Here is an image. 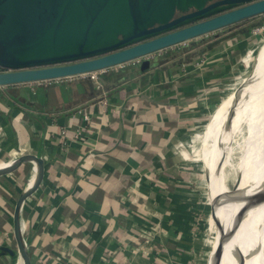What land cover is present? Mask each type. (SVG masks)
Returning a JSON list of instances; mask_svg holds the SVG:
<instances>
[{"label": "crops", "instance_id": "1", "mask_svg": "<svg viewBox=\"0 0 264 264\" xmlns=\"http://www.w3.org/2000/svg\"><path fill=\"white\" fill-rule=\"evenodd\" d=\"M209 41L106 68L99 89L85 75L0 86V166L26 153L44 161L20 209L31 264H179L200 177L187 146L197 140L213 165L200 123L229 59ZM35 172L26 162L0 176V246L16 251L13 208ZM202 187L216 239L223 214L206 173ZM0 264L23 262L0 252Z\"/></svg>", "mask_w": 264, "mask_h": 264}, {"label": "water", "instance_id": "2", "mask_svg": "<svg viewBox=\"0 0 264 264\" xmlns=\"http://www.w3.org/2000/svg\"><path fill=\"white\" fill-rule=\"evenodd\" d=\"M207 2L0 0V68L3 69L0 86L111 68L193 38L205 36L200 42L212 40L223 34L224 28L264 14V0ZM141 64L147 68L149 60L144 59ZM26 162L35 164L37 173L32 184L20 193L13 208L16 251L0 246V252L18 255L23 264H31L21 232L20 209L42 181L43 158L31 153L22 154L4 163L0 167V176ZM263 202L264 189L258 192L252 206ZM214 218L215 225L219 226L220 221ZM225 235L222 229L218 239L212 237L206 264H222ZM234 251L236 264H245L251 255V251L245 254L240 249Z\"/></svg>", "mask_w": 264, "mask_h": 264}, {"label": "rangeland", "instance_id": "3", "mask_svg": "<svg viewBox=\"0 0 264 264\" xmlns=\"http://www.w3.org/2000/svg\"><path fill=\"white\" fill-rule=\"evenodd\" d=\"M256 23L262 24L257 26ZM250 25H253V27L249 28L247 31L241 32L240 29ZM222 31H224L223 34L212 40V43H214L212 45L217 46L221 44L219 46L221 47L222 53H228L229 59L226 58V62L222 61L221 70L217 71L216 76L218 78L216 86L213 87H215L214 91L218 96L214 104L210 106L211 110L209 115H206L205 119L200 123L202 124L200 129L202 130L205 124L206 127H209L208 130L207 128H205V130L203 129L202 134L205 133V131L210 132L208 142L211 147H213V154L211 155V162L213 165L211 169L216 173L224 191L229 193L233 209H237L247 201L248 196L247 193L246 198H242V192L243 190L248 191L252 121L254 120L256 126L259 119L262 98H264V93H260L261 79L253 86L251 90L252 98L248 108L235 124L232 131L233 134L230 135L231 137L227 142L225 141L229 135L226 133L228 124L226 121L227 119L229 121L228 111L231 109L236 110L243 101V94H239L243 82L250 78V75L254 73L256 68L257 70L263 68L264 14L252 17L247 23L235 24L228 28H224ZM214 33H217V31ZM203 37L205 36L187 40L182 42V44L179 43V49H181V47H196ZM229 46H231V48H229ZM258 58L261 59L256 64ZM212 61L217 63L218 59H212ZM2 70L3 69L0 68V71ZM233 93L235 95L237 94V96L227 107V100ZM220 102L221 104L217 107ZM213 109L215 110L212 112ZM220 143L221 147H226L228 149L224 148V151L221 150ZM192 147L194 149L196 148L197 151L194 159L198 165L200 177L196 188V195L193 196V202L190 204L191 213L188 217H185L188 221L184 227H181L187 239H185V244L182 245L183 250L180 254L179 264H206L204 261L205 259L207 261V255L211 247L213 227L211 219L209 220L208 191L206 187H202L206 173L203 161H201L199 157V151L202 145L197 142V140L193 139L191 145L187 146L189 149L187 151H191ZM240 180H242V182H240ZM237 181L243 184V188H238L237 190ZM210 186L214 191L211 181ZM246 224L247 216L245 214L237 225L236 232L239 242L243 244L249 252L246 242ZM224 245L225 249L222 255V264H236L237 261L229 241L226 240ZM250 264H253L251 259Z\"/></svg>", "mask_w": 264, "mask_h": 264}, {"label": "bare ground", "instance_id": "4", "mask_svg": "<svg viewBox=\"0 0 264 264\" xmlns=\"http://www.w3.org/2000/svg\"><path fill=\"white\" fill-rule=\"evenodd\" d=\"M261 58H258L256 64ZM260 79V93H264V64L261 70H257L256 68L254 73L250 75V78L246 79L241 85L242 88H240L239 94H243V101L241 105L236 108V110L231 109L228 111L229 121L226 127V133L229 137L225 142H227L231 137L230 135L233 134L232 131L235 124L248 108L252 98L251 90L255 83ZM236 96L237 94L235 95L233 93L229 97L227 100V107ZM34 166L36 169V175L37 167L35 164ZM203 166L205 168L206 175L210 179L214 191L216 192L213 201V214H217L219 212L223 214L220 230L222 231L223 229L226 234L225 242L226 240L229 241L232 252L235 249H240L244 254L248 252L245 246L239 242L236 232L237 225L246 214V242L249 252L251 251V255L250 258L248 257V259H246L245 264H250V259L253 264H264V202L257 206H252L258 192L264 189V98H262V105L257 125L255 126L254 120L252 121L248 191L243 190L242 192V198H246L248 193L247 201H245L239 208L233 209L230 195L227 191H224L216 173L211 169L207 155L203 157ZM34 177L28 182L26 188L32 184ZM240 182H242V180H240ZM240 182L237 181V190L238 188H243V184ZM219 234L220 232L217 234L216 239H218ZM224 249L225 245L223 247V251Z\"/></svg>", "mask_w": 264, "mask_h": 264}, {"label": "built area", "instance_id": "5", "mask_svg": "<svg viewBox=\"0 0 264 264\" xmlns=\"http://www.w3.org/2000/svg\"><path fill=\"white\" fill-rule=\"evenodd\" d=\"M141 59L143 58H137V59H134V61H141ZM133 61V60H132ZM121 65V64H120ZM118 66V65H117ZM115 67V66H114ZM105 69H100V70H96V71H91V72H88V73H84V74H79V75H85V76H88L89 79L93 80L97 85V88L99 89L100 88V85L98 84V76L99 74L104 71ZM69 77V76H68ZM58 79H61V78H55V79H49V80H58ZM42 81H47V80H42ZM85 119H87V117L85 116ZM32 170H33V167H32Z\"/></svg>", "mask_w": 264, "mask_h": 264}, {"label": "trees", "instance_id": "6", "mask_svg": "<svg viewBox=\"0 0 264 264\" xmlns=\"http://www.w3.org/2000/svg\"><path fill=\"white\" fill-rule=\"evenodd\" d=\"M251 18H249V19H245V20H243V21H240L239 23H237V24H244V23H247L249 20H250ZM257 24V26H260L262 23H256ZM251 27H253V25H250V26H248V27H246V28H242V29H240L241 30V32H243V31H247V30H249V28H251ZM210 41H212V40H210ZM209 41V42H210ZM206 42H208V41H206Z\"/></svg>", "mask_w": 264, "mask_h": 264}, {"label": "flooded vegetation", "instance_id": "7", "mask_svg": "<svg viewBox=\"0 0 264 264\" xmlns=\"http://www.w3.org/2000/svg\"><path fill=\"white\" fill-rule=\"evenodd\" d=\"M215 1H218V0H208L207 3H210V2H215ZM178 13V12H177Z\"/></svg>", "mask_w": 264, "mask_h": 264}]
</instances>
